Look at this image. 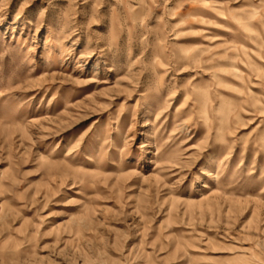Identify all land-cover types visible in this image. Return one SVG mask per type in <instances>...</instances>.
Masks as SVG:
<instances>
[{
	"label": "rangeland",
	"instance_id": "obj_1",
	"mask_svg": "<svg viewBox=\"0 0 264 264\" xmlns=\"http://www.w3.org/2000/svg\"><path fill=\"white\" fill-rule=\"evenodd\" d=\"M0 264H264V0H0Z\"/></svg>",
	"mask_w": 264,
	"mask_h": 264
}]
</instances>
